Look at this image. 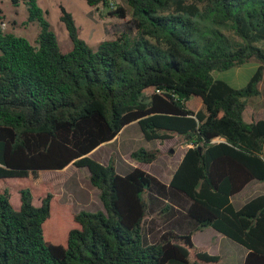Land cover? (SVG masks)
<instances>
[{
	"label": "trees",
	"instance_id": "trees-1",
	"mask_svg": "<svg viewBox=\"0 0 264 264\" xmlns=\"http://www.w3.org/2000/svg\"><path fill=\"white\" fill-rule=\"evenodd\" d=\"M9 1L24 5L25 23L39 33L31 44L5 32L0 9V264H218L192 240L207 228L246 250L242 264H264V194L239 209L231 202L249 183L264 185V121L243 119L264 72V0H125L126 29L95 47L59 6L72 44L66 53L37 0ZM84 1L127 16L110 0ZM251 60L258 67L244 88L212 75ZM190 98L201 101L196 112ZM133 123L145 142L176 135L190 146L167 185L139 168L120 175L113 158L104 166L88 157ZM158 156L130 154L149 165ZM69 165L87 171L102 211L71 214L50 193L33 205L42 173ZM183 203L189 229L169 225L149 242L144 219ZM52 204L75 224L57 226L56 244L48 237Z\"/></svg>",
	"mask_w": 264,
	"mask_h": 264
},
{
	"label": "rangeland",
	"instance_id": "rangeland-1",
	"mask_svg": "<svg viewBox=\"0 0 264 264\" xmlns=\"http://www.w3.org/2000/svg\"><path fill=\"white\" fill-rule=\"evenodd\" d=\"M66 8V10L72 15L75 25L78 30V36L90 47H95L97 43L105 40L115 39L121 32L126 29L127 22L130 21V8L126 4L125 0H110L113 4L120 5L125 8L127 16L124 20L110 17L107 15V9L102 5L97 8L89 7L84 0H59ZM57 0H39V5L46 9V20L48 21L52 31L54 32L58 46L61 52L66 53L71 50L72 44L69 41L64 24L60 21V10L56 4ZM0 9L3 13L4 19L2 28L5 32L11 33L17 37L26 39L29 43L34 44V41L39 33V27L36 23L26 24L27 12L23 4H19L17 7H13L9 0H2L0 2ZM43 9V10H44ZM257 70V62L251 60L248 63L233 68L224 72H215L213 77L218 80H222L229 84L234 89L244 88L255 71ZM196 98H192L191 105H194ZM261 101V97L256 98ZM134 127H129L125 132L120 135V138L112 146H106L98 151L96 155L104 153L105 156L112 150V147L119 144L122 141L124 151L119 156L124 159L128 168L125 170L122 165H118V171L122 174L127 173L132 168H139L152 176L161 175L160 164L165 166H171L172 171L176 162L178 154L181 152L183 139L179 136L172 135L170 139L160 141H153L152 144L145 142L144 139H139V131H135ZM129 134L136 136L135 138L129 137ZM156 143L164 145L163 155L159 157L157 161L152 164H143L134 159H131L130 154L140 148L146 151L155 150ZM132 152L130 153V151ZM172 151V152H170ZM118 154L112 156L113 159L119 158ZM73 175L69 172H54L45 171L42 173V184L38 186L37 191L33 195V205L39 206L40 200L47 194H53L59 199V203L63 206H68L71 214H76L80 211L85 212H99L102 211V205L98 199V192L92 186L88 180L87 171L84 169L74 168ZM121 173H118L122 175ZM167 180V178L163 179ZM30 187L29 184H24L20 188ZM4 186H0L2 190ZM9 189V188H8ZM247 194L244 195L246 197ZM146 196H144V199ZM234 201V206H237ZM11 205L14 209H18L20 206L19 195L12 192ZM155 216L150 219V216ZM167 216L160 214L159 212L148 215L143 222L142 231L147 235L149 242H154L157 234L163 231L169 223ZM48 223V237L54 244L58 242L57 226L60 224L63 230L75 225L66 216L65 211L60 210L58 213L55 210V205L52 204V215ZM47 227V226H46ZM53 227V228H52ZM55 229V230H54ZM210 236H214L213 241H209ZM194 243L197 246V250L207 252L208 254H219L221 256L219 264H242L240 257L245 253V249L233 243L232 241L215 235L212 229H206L201 233H196L194 236ZM190 260H194V251L190 252Z\"/></svg>",
	"mask_w": 264,
	"mask_h": 264
},
{
	"label": "crops",
	"instance_id": "crops-1",
	"mask_svg": "<svg viewBox=\"0 0 264 264\" xmlns=\"http://www.w3.org/2000/svg\"><path fill=\"white\" fill-rule=\"evenodd\" d=\"M37 2H38V5H39V0H37ZM56 4L58 5V7L59 6H62V7L65 8V6L59 0H57ZM42 9H44V8H42ZM45 10L46 9H44V11ZM65 10H66V8H65ZM257 67H258V63H257ZM257 89H258V95L256 97L250 98L247 101L246 107H245V109L243 111V119H244V121L246 123L257 122V121H264V72L262 74V78H261L260 82L257 85ZM259 96L261 97V101H258L256 99ZM191 100H192V98H190V100L187 102L186 105H187L188 109H190L193 112H196L198 110L200 104H201V101H200L199 98H196V99H194L195 100L194 105H191L190 104V101ZM129 127H134L135 128V131L136 130L139 131L138 138L140 140L143 139L142 134H141V132H140L137 124L133 123V124H130V125L126 126L125 128H123L120 131V133L112 141L100 145L98 148H96L91 153H89L88 154V157L91 158V159H93L94 161H96V162H98V163L106 166L108 164L109 160L112 158V156L115 153L118 154V156H119L120 153L122 151H124L123 150L124 149V146H122V141L121 140H120L119 144H116L114 146V148L112 147V150H110L109 153L106 156H105L104 153H101V154L96 155L95 158H93V156L98 151H100L101 149L105 148L106 146H111V145L113 146L116 143V141H118V139L120 138V135H122L125 132V130H127ZM129 137L131 139L133 137L135 138L136 136H134L133 134H129ZM152 142H149V143L152 144ZM213 142L214 143L223 142V139L217 138ZM182 146L183 147L181 149V152L178 154V157L176 158L175 164H173L174 168H173L172 171L170 170V167L171 166L170 167L169 166L167 167L163 163L160 164V167H161L160 174L161 175H156L154 177L157 178L161 183H163L165 185H167L169 183V181L171 179V176L174 173V171L176 170V168H177L178 164L180 163V161L182 160L184 153L190 147L189 145H182ZM163 147H164V145H159V143H156V145H155V149H158L159 150V156H158L157 160L159 159V157L161 156V154L163 155V152H164ZM131 152H132V150L130 151V153ZM262 159L264 160V144H263V147H262ZM123 160L124 159H122L121 156H119V158H115L114 159L115 170H116L117 173H121V172L118 171V165H122V167L125 170L128 168L127 164ZM69 171H71L70 172L71 174L73 173V171H74L73 166L69 165V166H67L66 168H64L61 171H54V172H59V173L63 172V173H65V172H69ZM73 175H75V174L73 173L71 175V177ZM122 175H124V174H122ZM165 178H167V180H163ZM91 188H93V187H91ZM245 194H247L246 197H244ZM263 194H264V185L262 183H259V182H251L240 193H238L235 196H233L231 198V202H232L233 206H234V201L238 202L237 203V206H234V207H235V209H239L241 206H243L250 199H252V198H254V197L258 196V195H263ZM172 206H173L174 211H176V213L170 212L168 214H163V215L167 216L166 217L167 220H168L167 223H169V225L172 228H174L175 230L182 231V232L183 231H187L189 229V226L190 225H189V220L185 217V207H186L185 206V203L182 204V207L176 206V205H172ZM154 217L155 216L152 215V216H150V219H153ZM207 229H209V228H207ZM205 230H203V231H205ZM203 231L195 232L192 235L193 243L195 242L194 241L195 234L196 233H201ZM215 235H217V236L219 235L220 237H223L220 234H218L217 232H215ZM213 239H214V236H210L209 241L212 242ZM194 245H195V243H194ZM195 247H197V246L195 245ZM211 255H217V256H219L221 258V256L219 254H211ZM245 255H246V250H245V253L242 254V256L240 257V261L243 262V259H244Z\"/></svg>",
	"mask_w": 264,
	"mask_h": 264
},
{
	"label": "water",
	"instance_id": "water-1",
	"mask_svg": "<svg viewBox=\"0 0 264 264\" xmlns=\"http://www.w3.org/2000/svg\"><path fill=\"white\" fill-rule=\"evenodd\" d=\"M170 152H172V151H170Z\"/></svg>",
	"mask_w": 264,
	"mask_h": 264
}]
</instances>
